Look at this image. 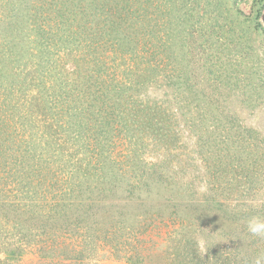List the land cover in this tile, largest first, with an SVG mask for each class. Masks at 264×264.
I'll return each instance as SVG.
<instances>
[{"label":"rangeland","instance_id":"374dc122","mask_svg":"<svg viewBox=\"0 0 264 264\" xmlns=\"http://www.w3.org/2000/svg\"><path fill=\"white\" fill-rule=\"evenodd\" d=\"M0 264H264V0H0Z\"/></svg>","mask_w":264,"mask_h":264}]
</instances>
